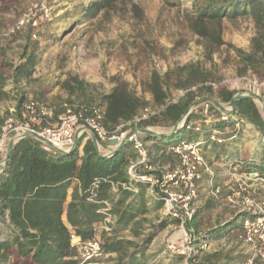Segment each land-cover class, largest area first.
<instances>
[{
	"label": "trees",
	"instance_id": "trees-1",
	"mask_svg": "<svg viewBox=\"0 0 264 264\" xmlns=\"http://www.w3.org/2000/svg\"><path fill=\"white\" fill-rule=\"evenodd\" d=\"M119 0H92L82 10V17L95 18L103 8ZM189 2V12L192 15L191 28L194 33L207 39L210 43L220 46L221 40L217 30L223 19L235 20L239 17L251 19L256 26H264V0H182ZM170 7H176L181 0H165ZM16 0H0V16L13 11ZM29 34L25 38L26 45L22 53L24 62L12 65L0 60V103L9 100L16 92L15 109L19 110L27 100V94L16 85L22 80H29L36 64L35 49L30 48ZM30 43V44H29ZM239 58V75H251L258 81H264V33L252 40V51L245 53L235 49ZM2 57V53H0ZM170 74H159L153 71L147 84V91L159 111L140 121V127L166 126L175 127L187 115L191 119L202 116L201 129L194 131L185 126L174 128L169 134L156 136L148 134L145 141L154 142L153 150L158 153L165 147L176 144L183 139L182 132H188L190 142H200V147L207 150L212 131H219V141H212L213 145H225L232 140L235 131L230 128L235 120H243L256 128L262 146V157L259 162L247 163L245 160L233 162L240 171L256 172L264 179V117L251 97L237 96L226 85L213 88L208 81V74L198 64H189L179 68L176 75V88L182 89L183 94L175 102L166 101L170 96ZM83 84L76 80V86L84 91ZM195 90H191L192 87ZM63 87L72 92L73 86L63 83ZM198 94L205 95V99L216 98L220 102L231 105L232 110L227 121L208 120L206 118L214 111L209 106L203 114V107L199 114L189 113L191 105L196 103ZM264 100V90L262 92ZM100 105L104 109L102 123L109 131L121 123H126L137 116L145 104L141 99L128 91L124 86H117L108 93L100 96ZM72 104L71 102H68ZM90 106L86 104H79ZM0 116V126L5 116ZM218 115V112H216ZM207 116V117H206ZM223 132V133H222ZM229 138V140H228ZM212 147L216 151L217 148ZM215 149V150H214ZM219 151V150H218ZM215 153L216 157H225ZM226 152V151H225ZM136 155L130 146L115 150L108 156L101 155L93 140L79 139L76 149L68 153L43 150L32 139H25L17 143L10 152L8 163L3 174L0 175V264H78L76 252L70 246V232H74L81 239L93 236V226L101 221L102 216L97 213L100 205L87 201L88 190L95 179L101 182L96 189V201L109 200L112 208L110 213L115 217L113 231L130 227L134 236L142 235L144 215L148 212V204L153 202L157 207L160 200L146 198L147 184L136 183V192L119 189L113 192L111 185L116 182H127V166ZM226 160H228L226 158ZM212 201L206 203L205 209L211 208ZM188 222L187 229H194V243L209 242L211 235L224 234L239 230L245 214H238L227 223H219L216 227L203 235L198 232L196 218ZM168 220L162 219L154 226L163 228ZM169 222V221H168ZM2 225V226H1ZM152 234L141 237L136 244L126 239L106 238L103 234L102 247L106 254H116L109 257L105 264H180L182 256L171 254L165 248L151 252L149 250ZM200 235V236H199ZM240 237L241 234H236ZM236 236V237H237ZM132 248V251H129ZM200 264H238L246 260V256H234L223 249L202 252Z\"/></svg>",
	"mask_w": 264,
	"mask_h": 264
},
{
	"label": "rangeland",
	"instance_id": "rangeland-1",
	"mask_svg": "<svg viewBox=\"0 0 264 264\" xmlns=\"http://www.w3.org/2000/svg\"><path fill=\"white\" fill-rule=\"evenodd\" d=\"M91 1L16 0L13 11L0 16V53H2L0 60L3 59L15 66L22 64L24 62L22 53L28 34L32 44L28 52L32 47L35 49L36 64L31 78L22 80L16 85L26 92L27 98L47 101L60 112V107L68 102L99 106L100 96L117 86H124L145 104L142 106L145 109H141L137 116L144 114L145 110L149 115H154L159 108L147 91L151 73L156 71L159 74L166 72L170 74V96L166 100L169 102L183 93L182 89L176 88V75L179 68L189 64H198L207 72L206 84H224L235 92L234 96H247L249 85L246 79L256 78L248 74H238L240 64L235 49L250 53L252 40L264 33L263 25L256 26L247 17H239L235 20L223 19L217 33L224 44L216 46L196 35L192 30L189 2L181 0L176 7H170L165 0H119L103 8L95 18L86 19L82 17L81 12ZM25 14L33 16L36 26H26L13 33L11 30L17 20ZM76 80L83 84L84 91L77 88ZM65 82L73 86L72 92L63 87ZM195 89V86L191 88V90ZM263 90L259 91V100L255 101L261 113H263L261 106V102L264 101ZM15 93L9 100L0 103V116L15 106V98L19 97ZM204 96L203 94L196 96V103L191 105L189 113L199 114L205 102H212L214 111L209 115L211 121L219 120L215 107L229 110L228 114H230L232 107L229 109L228 103L220 102L216 98L205 99ZM201 119L203 118L200 115L190 122L202 125ZM187 120L186 117L185 121ZM231 127L233 128V125ZM137 128L140 132L139 136L145 140L148 134L166 135L176 127L137 126ZM243 129L244 125L231 141H238ZM188 135V132H182L180 138L185 140ZM147 144L154 151L152 149L154 142L147 141ZM201 150L204 151L202 148ZM100 153L103 154V151ZM213 159L218 161L220 156ZM169 163L171 162L165 160V165ZM228 167L236 166L228 165ZM209 176L212 180L207 178V184L205 179L203 186L208 185V193L210 189L218 187L220 194L214 199L211 208L199 210L196 225L199 226L197 229L200 235L239 214L230 207L228 201L231 188H235V184L224 176L222 179L216 178L215 173ZM199 182L197 190L202 189L199 188L201 186ZM249 184L251 186L242 195L255 200L264 199V184L259 182H249ZM145 220L142 237L152 234L150 241L153 239V243L150 244L153 245V249L161 250L169 242L178 243V233L171 229L169 224L167 225L168 221L167 226L163 228L154 227L161 222V214L152 213ZM192 230L194 232L195 228ZM236 234H242V229L224 233L205 251H212L214 247L228 251L234 256H246L248 259L254 253L253 246L244 243ZM197 235L198 233L195 236ZM115 237L126 238L125 234ZM131 241L136 244L141 242L138 237ZM259 247L264 252V245L257 246ZM129 251H132V248ZM202 254L199 252L197 259H200ZM256 262L261 264L258 260Z\"/></svg>",
	"mask_w": 264,
	"mask_h": 264
},
{
	"label": "built area",
	"instance_id": "built-area-1",
	"mask_svg": "<svg viewBox=\"0 0 264 264\" xmlns=\"http://www.w3.org/2000/svg\"><path fill=\"white\" fill-rule=\"evenodd\" d=\"M26 26H36V21L30 14L19 18L11 31L14 33ZM246 81L249 85L247 97H251L254 102L258 101L259 91L264 89V81L260 82L256 79H246ZM211 86L217 87L215 84ZM177 98L169 102H175ZM228 105L230 109L231 105ZM209 106H213L212 102H205L203 105L206 113ZM60 108L61 111L58 112V109L47 101L28 98L19 110L14 107L9 109V114L5 116L0 126V175L7 167L13 147L28 138L36 141L45 151L59 153L71 152L79 139L84 141L90 139L94 141L99 153L103 151V154L100 153L103 156L112 154L128 143L136 157L128 163L127 182L112 183L113 192L116 193L119 189L136 192V183H146L147 195L161 201L162 219L168 220L169 227L178 233V243L169 242L165 250L171 254L181 255L180 264H200L197 259L198 253L209 249L211 243L195 244L194 232L192 229H187V224L197 211L198 182L204 174L212 175L210 165L202 154L201 143L182 140L152 155L147 142L139 136L140 132L137 128L138 123L149 116L147 110L141 116H135L133 120L121 123L109 131L102 123L104 114L102 107L64 103ZM215 108L219 120L229 119V110ZM186 117L187 115L179 121L176 128L185 126L186 129L196 132L201 129V124L185 121ZM209 117L206 121L204 120L205 123ZM244 123L243 120L234 121L235 135ZM219 134V131H212L210 141L220 142ZM162 156H171L175 158L176 163L173 166L163 165ZM223 176L236 186L231 188L228 196L230 207L236 213L246 215L241 221L240 238L244 243L252 245L254 249L251 257L238 264H257L256 260L264 264V252L260 247L257 248L264 245V199L255 200L242 195L251 186L249 182L264 184V179L256 172L240 171L236 167H227ZM100 182V179H95L88 190L87 201L98 203L100 207L97 213L102 216L101 221L93 226V236L83 240L74 232H70V246L76 252L78 264H105L106 260L112 256V254L104 253L100 234L112 231L115 217L110 213L112 205L109 200H95L96 189ZM219 194L218 187L210 191L214 199H217Z\"/></svg>",
	"mask_w": 264,
	"mask_h": 264
},
{
	"label": "crops",
	"instance_id": "crops-1",
	"mask_svg": "<svg viewBox=\"0 0 264 264\" xmlns=\"http://www.w3.org/2000/svg\"><path fill=\"white\" fill-rule=\"evenodd\" d=\"M204 113H206V112L204 111ZM208 119H207V122H208ZM243 125H244V129H243L240 137L238 138V141H231L230 140L225 145L222 144L220 146L213 145V143H211L212 142L211 141V142H208V146H207L208 150L203 149L205 151V152L204 151L202 152L204 155V158L207 161V163L210 165L212 173H215L216 178H218V179H222L224 170L228 167V165H230L233 162H240L242 160H245L247 163H250V162H259L261 160L262 146L260 144L258 131L256 130L255 127H253L252 125H250L248 123H244ZM230 128H232V127H230ZM228 129L229 128L227 127L226 130H224V132H228L229 131ZM228 140H229V138H228ZM213 146H215V148H217L216 151H210V150H213L212 149ZM237 147L239 149H237ZM223 149H224V153H227L226 156L220 158L218 161H215L213 159L214 157H216L215 153H219L221 155V154H223V152L221 151ZM149 150H150L152 155H156L161 151L160 150L158 153H156V151H152L150 148H149ZM226 158L228 160H226ZM231 159H232V161H231ZM165 160H168L171 162L169 164H166L168 166H173L176 163L175 158H173L171 156H162L161 157V162L163 165H165ZM207 178H211V177L207 174H204L202 180L199 182L201 185V186H199V188L202 187V189L198 190L197 211H199L200 209L206 210L205 209L206 203L208 201H212V203L215 201L214 198L210 195V191L212 189H210V191L208 193L207 192L208 191L207 190L208 185L203 186V183H205V179H206V182L208 184ZM211 180H212V178H211ZM146 198L150 199V196H148L147 193H146ZM160 209H161V205L159 207H157L155 204H153V202H150L148 204V212L144 215V218L151 215L152 213H159L160 214ZM230 219H229V221H230ZM227 222H228V220L221 222V223H227ZM168 224L169 223H167V225ZM214 227H216V226H214ZM103 234L105 235L106 238H114L115 236H117L119 234H125L126 238H122V237L121 238L115 237V238L116 239H126L129 241L133 240V238L135 239V237H136L131 232L130 227H128L126 229L117 230V231H115V230L113 231V228H112V231L110 233L102 232L100 234V238ZM222 235H224V234H219L217 236H215V235L211 236L210 235V237H208L207 240H209L210 243H213V242H216L217 239L220 238ZM141 237H142V235L138 238H141ZM150 243H153V239ZM212 250H215L214 247L212 248ZM157 251H159V250L153 249V245L150 244L149 250H147L145 254L150 255L151 252H157ZM115 256H116V254H112L111 257H115ZM147 264H150V262L148 261Z\"/></svg>",
	"mask_w": 264,
	"mask_h": 264
},
{
	"label": "water",
	"instance_id": "water-1",
	"mask_svg": "<svg viewBox=\"0 0 264 264\" xmlns=\"http://www.w3.org/2000/svg\"><path fill=\"white\" fill-rule=\"evenodd\" d=\"M237 97V96H234V98ZM215 105H218L216 104L215 102H213ZM261 106H262V114H263V117H264V101L261 102ZM176 127V126H175ZM76 149V146L73 148V150Z\"/></svg>",
	"mask_w": 264,
	"mask_h": 264
}]
</instances>
